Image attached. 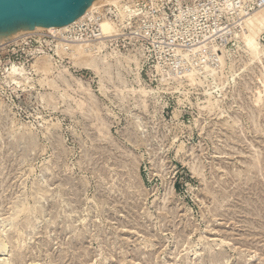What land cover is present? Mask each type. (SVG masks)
<instances>
[{
  "label": "rangeland",
  "instance_id": "rangeland-1",
  "mask_svg": "<svg viewBox=\"0 0 264 264\" xmlns=\"http://www.w3.org/2000/svg\"><path fill=\"white\" fill-rule=\"evenodd\" d=\"M239 33L97 73L49 35L0 49V264H264V58Z\"/></svg>",
  "mask_w": 264,
  "mask_h": 264
},
{
  "label": "built area",
  "instance_id": "built-area-1",
  "mask_svg": "<svg viewBox=\"0 0 264 264\" xmlns=\"http://www.w3.org/2000/svg\"><path fill=\"white\" fill-rule=\"evenodd\" d=\"M118 8L122 17L115 6L92 12L71 29L69 40L80 44L107 39L108 50L136 56L141 69H152V56L179 63L216 57L214 47L234 38L241 18L264 9V0H121ZM103 19L118 26L117 40L109 42L112 37L101 35Z\"/></svg>",
  "mask_w": 264,
  "mask_h": 264
},
{
  "label": "bare ground",
  "instance_id": "bare-ground-1",
  "mask_svg": "<svg viewBox=\"0 0 264 264\" xmlns=\"http://www.w3.org/2000/svg\"><path fill=\"white\" fill-rule=\"evenodd\" d=\"M120 1L121 0H97V1L93 2L78 18L72 20L69 24H67L65 26H60V27H55V28H50V29H34V30H30V31H24V32H19V33L15 34L11 37L0 39V49L7 47L9 45L25 42L27 39H29L33 36L49 35L53 38L58 37V39L56 40V44L54 46V48H55L54 52L57 56L64 54L65 51L69 52V56L75 60L74 62L77 65L85 66L92 71L94 70L95 73H97V71H98V68H99L98 66H100V64L102 66L103 63H105L104 60L105 59L107 60L108 58L109 59L110 58H112V59L117 58L119 60L122 59V61H125L127 65H129L131 63L132 65H135V67L137 68L138 67V57H136V56L128 57V56H123L122 54L119 55V53L116 52L115 50H112L110 52L106 51L104 49L105 47L107 49V44L105 43V39H102V40H100L94 44L92 42H88V43L86 42V43H80V44L78 43L77 44V43H74V41H73L75 39L69 40L70 37H69L68 33L71 31V29H73L74 27L79 25L83 21V19L86 18V16L90 15L92 12L100 13V10L103 9V7H105V6H115V8L118 9V11L122 17L123 14L121 13V11L118 8ZM99 27H100V33H101V35H104V38H108V37H110V38L115 37L116 38V36H119L118 35V33H119L118 26L116 24L111 23L107 19H103L100 22ZM239 28H240V33H239L237 38L243 43V46L246 48L247 53L249 54L248 57H250V58H248L249 62H247L249 64H245V66H247V65L249 66L250 64L252 65L255 62L261 63L263 61L262 58H264V47H262L261 43H259V38L262 35H264V9L257 11L254 14H250L248 16L242 17L241 20L239 21ZM217 62H219L217 67L222 70V68L225 65L224 56L221 57V55H220ZM34 67H36V70L41 72L44 76H47L48 74L52 73L51 72V64L49 63V58L46 56H44L41 60L36 61L33 68ZM206 67L208 68V65ZM206 67L204 69H206ZM99 70H100V68H99ZM194 71H193V73L190 72V75H189L192 79H194L193 77L195 76ZM211 71H210V73H211ZM218 72H220V70ZM220 73H222V72H220ZM7 74L11 78L12 82H15L16 84H21L22 82L27 80L25 78L24 70L22 68L16 66L15 64H11V66L7 69ZM232 75H234V74H232ZM219 76H221V75L219 74ZM216 77H218V76L216 75ZM218 78L220 80H222L221 79L222 76H221V78L220 77H218ZM198 81H196V82H198ZM199 83L201 84V82H198L197 84H199ZM77 84L79 85L81 90L87 91V88H84L78 81H77ZM219 84H221V83L219 82ZM137 91L142 96H148L149 95V91L147 89H145L142 85L139 86V89ZM145 98H147V97H145ZM208 100H209V101H207V102H209L208 106H210V107L216 106L217 107L216 104L218 103L219 99L218 100L215 99L214 101H210V99H208ZM260 101H262V100H260ZM0 248H2V247H0Z\"/></svg>",
  "mask_w": 264,
  "mask_h": 264
},
{
  "label": "water",
  "instance_id": "water-1",
  "mask_svg": "<svg viewBox=\"0 0 264 264\" xmlns=\"http://www.w3.org/2000/svg\"><path fill=\"white\" fill-rule=\"evenodd\" d=\"M97 0H0V39L69 24Z\"/></svg>",
  "mask_w": 264,
  "mask_h": 264
}]
</instances>
